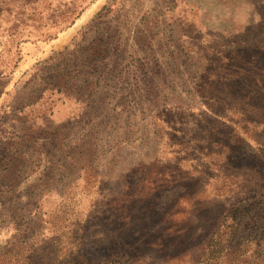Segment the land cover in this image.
<instances>
[{
  "label": "rangeland",
  "instance_id": "1",
  "mask_svg": "<svg viewBox=\"0 0 264 264\" xmlns=\"http://www.w3.org/2000/svg\"><path fill=\"white\" fill-rule=\"evenodd\" d=\"M0 264H264V0H0Z\"/></svg>",
  "mask_w": 264,
  "mask_h": 264
},
{
  "label": "trees",
  "instance_id": "2",
  "mask_svg": "<svg viewBox=\"0 0 264 264\" xmlns=\"http://www.w3.org/2000/svg\"><path fill=\"white\" fill-rule=\"evenodd\" d=\"M210 111L212 112V110L210 109Z\"/></svg>",
  "mask_w": 264,
  "mask_h": 264
}]
</instances>
